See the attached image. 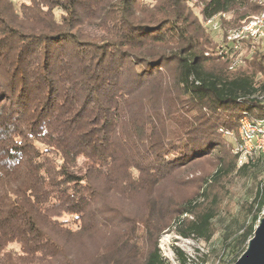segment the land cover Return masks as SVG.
Instances as JSON below:
<instances>
[{
    "label": "trees",
    "instance_id": "1",
    "mask_svg": "<svg viewBox=\"0 0 264 264\" xmlns=\"http://www.w3.org/2000/svg\"><path fill=\"white\" fill-rule=\"evenodd\" d=\"M258 10L0 0V264H171L158 247L168 231L205 242L218 231L212 252L233 264L264 185L224 212L226 180L255 179L256 164L237 166L223 131L264 119V51L230 69L204 20L226 13L223 35Z\"/></svg>",
    "mask_w": 264,
    "mask_h": 264
},
{
    "label": "rangeland",
    "instance_id": "2",
    "mask_svg": "<svg viewBox=\"0 0 264 264\" xmlns=\"http://www.w3.org/2000/svg\"><path fill=\"white\" fill-rule=\"evenodd\" d=\"M193 11L198 14V7L194 6ZM205 28L211 34L214 42H216V44H219L222 36L221 32L218 30L210 29L208 26H205ZM250 55L251 54H248V56ZM220 59L223 60L222 58ZM244 64L245 61L240 65L244 66ZM247 117L249 118V116ZM240 128L241 127L238 120V126L236 130L226 129L223 131V135L227 140L228 145L230 144V152L237 155V166L246 161V156L239 157V155L235 152V148L241 140ZM258 144L259 140L253 139L252 141L247 142L246 150H254ZM251 154V162L253 164H256V168L253 171L255 179H252L250 176L240 175L232 176L226 180L224 186L225 190H223L222 195V209L226 214H234L235 211L239 208V204L241 202H244L245 200L250 201L255 194L257 183H261L264 185V160L262 161V157L258 151H252ZM219 244L220 236L218 231L209 242H205L197 237L183 238L174 234L172 231L162 233L158 240V247L162 255L171 264H177L173 252L174 246L178 247L188 256V264H218V256L214 252H212V250Z\"/></svg>",
    "mask_w": 264,
    "mask_h": 264
},
{
    "label": "built area",
    "instance_id": "3",
    "mask_svg": "<svg viewBox=\"0 0 264 264\" xmlns=\"http://www.w3.org/2000/svg\"><path fill=\"white\" fill-rule=\"evenodd\" d=\"M253 2L259 6V10L241 20L239 25L224 30L219 43L221 57L226 54L231 56L230 69L242 64L245 57L255 50L264 51V0H253ZM226 16L224 12L214 14L204 20V25L221 32V22ZM239 123L241 140L235 152L239 157L246 156L245 162L251 159L252 151H258L264 159V119L254 122L247 116H242ZM253 139L259 140V144L254 150L247 151V142Z\"/></svg>",
    "mask_w": 264,
    "mask_h": 264
},
{
    "label": "water",
    "instance_id": "4",
    "mask_svg": "<svg viewBox=\"0 0 264 264\" xmlns=\"http://www.w3.org/2000/svg\"><path fill=\"white\" fill-rule=\"evenodd\" d=\"M233 264H264V214L248 240L246 249Z\"/></svg>",
    "mask_w": 264,
    "mask_h": 264
}]
</instances>
